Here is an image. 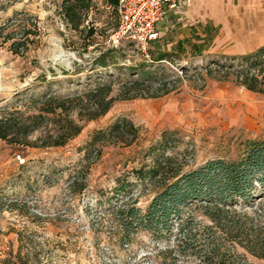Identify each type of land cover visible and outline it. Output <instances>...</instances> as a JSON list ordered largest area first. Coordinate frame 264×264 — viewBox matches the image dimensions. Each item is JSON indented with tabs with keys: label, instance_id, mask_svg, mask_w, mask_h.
<instances>
[{
	"label": "rangeland",
	"instance_id": "1",
	"mask_svg": "<svg viewBox=\"0 0 264 264\" xmlns=\"http://www.w3.org/2000/svg\"><path fill=\"white\" fill-rule=\"evenodd\" d=\"M66 1L0 0V119L38 113L49 96L74 98L67 111L38 118L28 144L0 139V264H12L17 254L27 264H158L166 241L139 230L121 244L114 211L126 202L144 209L163 179L209 159L237 160L247 141L264 140V95L239 84L233 71L204 69L228 61L223 54L254 50L264 38L250 37L240 22L204 46L179 48L175 42L190 31L167 18L146 52L124 40L102 68L94 58L118 14L106 0H89L74 29ZM157 49L171 57L155 60ZM142 66L151 72L142 95L119 98L122 84L140 81ZM98 83H110L116 99L90 118L95 111L85 92ZM119 119L133 128L113 130ZM188 212L210 223L202 205Z\"/></svg>",
	"mask_w": 264,
	"mask_h": 264
},
{
	"label": "trees",
	"instance_id": "2",
	"mask_svg": "<svg viewBox=\"0 0 264 264\" xmlns=\"http://www.w3.org/2000/svg\"><path fill=\"white\" fill-rule=\"evenodd\" d=\"M106 2L117 13V0ZM89 3V0H69L63 4L74 29L81 24V9L87 10ZM89 33H92V29ZM119 49L105 47L94 58L95 64L107 67L116 59ZM170 57V52L157 49L155 60ZM221 57L228 61L217 60L216 68L206 66L204 69L225 74L233 71L239 84L264 95V44L246 53L223 54ZM139 73L140 81L136 79L122 84L119 98L131 99L142 95L141 85L148 82L151 72L142 66ZM111 91L110 83H98L85 92L86 103L89 102L95 111L90 118L108 111L116 99L110 96ZM159 93L161 91L150 95ZM49 97L48 108L39 106L38 113L23 116L18 122L11 115L3 116L0 119V139L28 144V135L38 126V118L52 119L56 115V108L60 112L62 109L67 111L66 106L74 101V98L68 97ZM55 100L59 101L53 106L52 101ZM80 101L85 103L82 98ZM15 127L16 131L12 132ZM112 128H133V124L127 119H119ZM74 130L73 134L78 133L79 127L75 124ZM61 143L55 142L56 145ZM156 172L161 174L159 168ZM193 204L202 205L210 223L205 224L188 212ZM240 205L251 208L252 212L238 210ZM114 218L121 231V244L139 230L149 232L157 241H166L158 264H252L247 259V253L264 260V140L247 141L244 153L237 160L209 159L195 169L174 174L170 180L163 179L159 190L144 209L136 206V202H126L116 208ZM171 238L173 242L170 244ZM27 263L19 254L14 256L12 262Z\"/></svg>",
	"mask_w": 264,
	"mask_h": 264
},
{
	"label": "crops",
	"instance_id": "3",
	"mask_svg": "<svg viewBox=\"0 0 264 264\" xmlns=\"http://www.w3.org/2000/svg\"><path fill=\"white\" fill-rule=\"evenodd\" d=\"M167 18L175 24L187 25L190 31L175 42V47L179 48L185 42L193 46L202 43L204 46L206 41L213 40L218 32L223 31L225 25L228 27L240 22L250 37L264 38V0H187L183 10L170 11ZM246 52L249 51L240 53Z\"/></svg>",
	"mask_w": 264,
	"mask_h": 264
},
{
	"label": "built area",
	"instance_id": "4",
	"mask_svg": "<svg viewBox=\"0 0 264 264\" xmlns=\"http://www.w3.org/2000/svg\"><path fill=\"white\" fill-rule=\"evenodd\" d=\"M186 4L187 0H117L118 22L103 43L105 47L118 48L129 40L146 52L159 36L158 24L170 11H181Z\"/></svg>",
	"mask_w": 264,
	"mask_h": 264
}]
</instances>
